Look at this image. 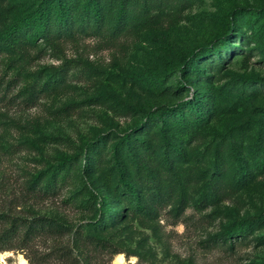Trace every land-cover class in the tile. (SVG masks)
Masks as SVG:
<instances>
[{"label":"rangeland","instance_id":"rangeland-1","mask_svg":"<svg viewBox=\"0 0 264 264\" xmlns=\"http://www.w3.org/2000/svg\"><path fill=\"white\" fill-rule=\"evenodd\" d=\"M37 1L0 0V28ZM119 1L103 0L96 33L83 0H68L73 28L87 33L32 42L19 32L12 47L0 40V212L45 216L65 232L0 251V264H65L53 254L58 246L79 264H114L119 255L125 264H257L264 258V0H123L117 19ZM220 33L213 54L193 57ZM30 85L39 89L32 102L23 99ZM163 109L170 120L181 116L163 132L185 155L171 156L169 166L157 119L134 129L143 114ZM115 156L139 203L151 189L169 190L156 217L138 212L121 190ZM33 181L40 189H29ZM96 199L106 218L89 232L115 253L72 248L71 232L99 219ZM242 220L253 227L224 238Z\"/></svg>","mask_w":264,"mask_h":264},{"label":"trees","instance_id":"trees-1","mask_svg":"<svg viewBox=\"0 0 264 264\" xmlns=\"http://www.w3.org/2000/svg\"><path fill=\"white\" fill-rule=\"evenodd\" d=\"M102 4L103 0H83L82 3V11L85 15L91 18L94 24L92 31L95 33L99 31ZM123 6V0H120L116 9L117 19L123 13ZM71 21L72 15L68 0H38L33 8L25 13L12 17L6 26L0 28V40H2L6 46L12 47L15 43V36L19 32L27 33V39L30 41L32 40V42L37 38L42 39L44 42H48L51 37H71L76 31L80 33H87V31H85L82 26L77 27L78 29L73 28V23ZM223 39L224 33L217 34L211 40H209L206 46L196 48L193 51V57L198 59L209 53L213 54ZM193 60L194 59H188L187 62H192ZM179 62L181 70H183V68L187 66L186 60L181 59ZM164 65V71L168 73L172 71L174 63L172 61H164ZM64 74L65 72L58 78L55 77L53 82L55 83L56 80L58 82H62L64 79ZM38 93L39 89L34 85H30L29 91L23 97V99H25V101L32 102L37 98ZM170 115V112L168 113L164 109L159 111L158 114H155L153 111H148L142 115L138 123L134 126V129L142 127L146 129L147 126L151 125L157 119L156 121L159 122V127L157 128L156 132L160 135L163 146L166 148L167 153H170V155H165L162 157V161L167 166H169V160L171 159V156H185L179 144L169 141L163 133L164 130L168 129L169 121H171V123L181 121V116L178 112L175 114L176 119L171 118L170 120L168 118ZM171 116L174 117L173 115ZM193 119L198 120L200 119V116L195 115ZM100 138L102 137H98L95 140L86 142L85 147L89 149L92 148ZM176 139L179 141V143H181V141L186 139V136L180 134ZM122 142L126 145L128 139L124 137ZM231 155L235 162L237 178L244 179L247 173L245 167L242 164L241 157L233 149L231 150ZM150 157L153 158V154ZM92 159H94V156H92ZM87 166L88 162L86 160L83 161L81 164L82 170H85ZM113 169L117 174L116 182L121 187V190L134 199L135 209L144 215L156 217L157 210L162 207L170 197L169 190L151 189L145 196L146 204H141L138 201L137 190L133 184L128 181L121 159L117 156H115L113 161ZM35 183V181L29 183V189H40V186H36L37 184ZM95 202L97 204L96 209L99 211V219L87 222L84 227H78L73 232H71L72 248L75 251H82L83 249L91 246L94 249L109 250L112 253H115L116 251L106 240L97 238L92 232H89L91 230L100 229L103 224L102 222L106 218L105 213L107 208L104 204V201L96 199ZM181 208L182 199H179L175 208V213H178ZM252 224L254 223L244 220L234 222L225 229L223 234L224 238L230 239L242 237L246 234L248 229L253 227ZM63 228L64 227L60 223L45 216L22 218L9 213L0 212V251L9 250L14 246L21 247L27 245L38 236H60L65 233L62 232ZM53 254L55 255V258L61 263L64 262L65 264H79L75 257L71 255L69 247L58 246L55 248V250H53ZM257 264H264V258L257 262Z\"/></svg>","mask_w":264,"mask_h":264},{"label":"bare ground","instance_id":"bare-ground-1","mask_svg":"<svg viewBox=\"0 0 264 264\" xmlns=\"http://www.w3.org/2000/svg\"><path fill=\"white\" fill-rule=\"evenodd\" d=\"M19 264H27V262H26L25 259L20 258V259H19ZM114 264H125V261H124L123 257H122L121 255H119V256L116 258Z\"/></svg>","mask_w":264,"mask_h":264}]
</instances>
